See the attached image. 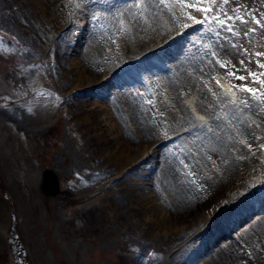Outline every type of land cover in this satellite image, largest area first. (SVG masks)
Returning a JSON list of instances; mask_svg holds the SVG:
<instances>
[{
	"label": "rangeland",
	"instance_id": "rangeland-1",
	"mask_svg": "<svg viewBox=\"0 0 264 264\" xmlns=\"http://www.w3.org/2000/svg\"><path fill=\"white\" fill-rule=\"evenodd\" d=\"M76 3L81 6L80 0H67L66 4L63 0H0V264H18L10 233L14 223L27 256L22 260L23 253L18 254L21 264H202L205 256L195 250L200 245L202 251L212 250L224 240L222 230L233 221L244 223V214L253 205L245 199L244 210L231 212L227 217L220 215L224 198L220 190L224 185L219 186L213 169L204 166L208 160H215L209 150L195 144V148L190 147L182 140L167 143L179 133L173 130L165 133L178 114L160 106L162 100L153 94V91L166 93L163 80L154 82L156 88L151 86L153 77L146 79L148 85L139 86L142 99L154 108L150 107L149 120L153 122L150 130H141L142 120H127L131 104H127L124 93L117 95L120 110L106 101L107 94L117 84L125 86L130 77L129 70L121 81L116 78L120 70L132 63L128 53V58L125 57L126 47L121 39L126 29L116 19L109 24L99 17L88 18V11L80 12L75 17L79 23L70 27L71 20L61 21L55 8L66 5L69 15L74 16ZM250 5L255 8L254 17L264 22V2L260 5L255 0ZM221 6L222 11H210L209 16L218 18L221 13L229 16L232 4ZM117 10L120 15V8ZM181 11L192 13L183 8ZM235 13L234 9L230 12ZM201 16L196 15L198 21ZM87 20H94V25L95 20L101 22L111 36L104 41L97 38L90 46L91 50L97 48L95 54L89 50L87 58H81L76 49L86 46L81 32L91 28L87 27ZM222 28L219 33L226 37ZM227 41L231 45L233 38ZM63 43L66 45L61 56L57 49ZM199 43L204 49L207 38L199 36ZM157 56L155 61L160 60L166 67L172 65L168 57ZM109 71L113 72L106 75ZM112 79L116 83H110ZM210 83L214 84L212 78ZM215 93L219 90L210 92L213 96ZM181 95L193 122L199 115L206 116L207 121L214 118L210 110L194 112L193 107L197 108L202 97ZM236 101L242 102L238 97ZM51 102H55L56 111L41 118L42 103ZM142 131L150 141L140 140ZM263 135L264 130L251 141L253 149L247 152L253 160L250 165L243 164L247 170L255 163L264 169V156L252 153L259 150ZM143 142L150 144L149 151L157 146L156 155L165 147L164 152L168 149L182 160V173L202 202L195 213L185 214V222L179 221L173 227L167 222L162 226L160 212L164 210L149 208L148 199L160 203L165 197L164 183L170 186L172 179L178 180L180 175L171 169L169 159L143 161L151 154L141 156ZM246 149L250 150L248 145ZM160 166L167 174L152 181L153 171ZM46 168H52L60 179L61 191L55 197L46 196L41 189ZM157 187L160 198L155 195ZM235 200L244 199L232 202ZM208 212L214 213V217L223 216V223L215 218L205 223L203 217ZM258 214L252 213L249 218ZM200 221L205 224L198 225ZM210 223L208 246L207 240H201L200 236ZM177 230H181L178 235L168 238ZM236 231V228L231 231L229 240L236 244L239 256H245L250 264H264L258 250L249 243L248 233L241 229L236 236Z\"/></svg>",
	"mask_w": 264,
	"mask_h": 264
},
{
	"label": "bare ground",
	"instance_id": "bare-ground-1",
	"mask_svg": "<svg viewBox=\"0 0 264 264\" xmlns=\"http://www.w3.org/2000/svg\"><path fill=\"white\" fill-rule=\"evenodd\" d=\"M66 1L63 0V3L66 4ZM80 2L81 6L79 8L75 6L76 10H72L74 16L69 15L66 5L60 4V6H57L55 10L60 14L61 21L71 20L69 26L72 27L74 23H79L75 20V17L84 11L90 13L88 18L99 13V18L106 20L109 24L115 19L119 22L123 21L121 26L126 29V32L122 34L121 39L124 41L126 47V50L124 49L125 57L128 58L126 56V53H128L130 56L128 59L135 62L134 66L116 76L121 81L130 70V77L126 81L127 84L125 86L117 84L116 86L118 87L105 97L106 101L120 110L121 105L118 103L117 95L124 93L128 98L129 103L127 104H131L130 108L127 109V120H142L141 130L145 128L149 129L153 126V122L149 120L151 108L153 107L146 100L142 99L141 96L143 95L139 86L148 85L146 79L150 77H153L150 80L151 86L155 88L156 83L154 82H161L163 80L164 85L167 87V90L164 89L167 92L165 93L167 99L164 98L165 102L163 101L161 92H158L155 97L162 99L160 106L164 107V109L178 114L177 120L171 123V128L165 133L168 134L171 130L181 131L178 135L169 139L167 143L182 140L190 147L195 148V145L196 147L200 145L202 148L206 147L209 150L208 154L211 155L212 160H215L214 162L208 160L207 164L204 163V166L208 169H213L211 172L218 179L219 186L224 185L223 187L221 186L220 190L224 194L221 202L223 212L220 215L227 217L231 212L242 211L246 208V201L253 203L254 199L260 196L259 205L253 207V210L250 212L258 210L256 211L259 213L258 216L256 215L249 219L248 216H251V214H247L248 216L243 217L244 223H237L235 226L238 227L236 236L239 235L241 229L248 233L249 243L252 242L251 245L258 250L260 258L264 259V169H260L259 163L252 165V168L249 170L244 168L243 165H250L251 160H253L247 152L249 150L246 149V146L252 145V142L256 139V133L264 130V100L260 98V93L264 92V84H261L260 81L264 80V76L259 75L260 73H264V68L260 66L264 64V56L256 55L259 52H264V28L255 23L256 20L253 15L255 8L250 5L255 4V0H228L232 4L229 16L221 13L218 18L209 20L206 17L201 26L198 25L197 27L195 25L192 29L188 26L194 22L182 13V7L178 0H80ZM257 2L261 5L264 0H257ZM222 4H224L223 0H216L211 12L222 11ZM137 5H140V7L138 8ZM87 6L89 10H86ZM40 7L45 9L41 4ZM118 8L121 10L120 15H118ZM233 9L237 13L230 14ZM188 10H191L192 15L195 16L198 13L205 15L196 9ZM208 15H210V12ZM239 15H244L248 23H243L238 19H228L229 17ZM219 20H225V24H219ZM93 21L87 20V27L89 25L91 28L87 32L84 29L81 32L82 36L86 38V46L80 45L79 47H82V50L76 49V51L78 50L77 56L81 58H87L89 50L91 54L92 52L95 54L97 48H92L91 50L90 46H92L93 42H96L97 38V41H104L111 36V32L101 22L95 20L98 24L96 26L97 24L94 25ZM226 22L230 23L232 31L228 30L229 25H226ZM185 24L188 26L183 27ZM185 28L186 31L181 32ZM221 28L226 31V37H223L219 33ZM253 28L256 31H251ZM189 30L190 33H188ZM178 31L180 33L179 37L171 40L170 37ZM188 34L190 35L188 36ZM199 36L207 38L208 43L204 49L200 47ZM232 38L233 41L230 45L227 40H231ZM68 44L70 45L72 42ZM65 45V43L60 44V47L57 49L61 56H63ZM153 54L168 57L172 61V65L170 67H166L163 63L161 65L160 60L155 61L151 58ZM240 61H243V64ZM257 61H260V63H257ZM223 64L227 66H222ZM134 68L138 72L136 70L131 71ZM112 72L109 71L106 75ZM230 72H235V76H230ZM252 72L257 73L258 77L253 78L249 75ZM212 76L214 81L220 79L223 87L211 84L210 80ZM239 76L246 78L240 80ZM238 82H242L239 85H247L249 88L256 89L257 94L254 96L252 93L235 87ZM110 83L116 82L113 80ZM102 85H105V83ZM217 90H220L218 94L216 93L214 96L210 94V92H216ZM181 93H186L187 95L194 94L195 98L196 96L198 98L202 97L200 101H197V108L191 105L194 112L203 111L208 113V110H210L214 118L206 122L207 118L202 117L201 119V117L197 116L196 121L198 122L195 124L188 117L189 113L186 105L181 102ZM237 96L239 97L238 100L242 102L236 101ZM188 102H191L190 99ZM54 111H56L55 102L42 103L39 114L41 118L50 117ZM154 113L155 110L153 111ZM193 134L196 136L192 138ZM144 135L143 131L139 134L140 140L150 141ZM142 144L145 148L141 156L151 153L143 161L148 158L156 159L157 157L160 161L161 159H169L171 169L177 175H180V179H172L173 183L170 186L164 183V190H166L162 194L165 197L161 199L160 203L147 198L149 202L151 201L149 208L151 210H164V212H160L161 220L164 221L161 222L162 226L167 224V222H170L172 227L179 221L185 222L183 220L185 214L188 212L195 213L197 211L196 206H201L202 202L199 201L197 192H194L192 189L193 187L189 183L188 178L182 173V160L170 150L167 151L168 149L164 152L165 147H161L160 153L156 155L157 151H159L157 146L152 151H149L148 147L150 144L148 145L145 142ZM128 156L129 154L124 155V159ZM219 163L220 166L218 165ZM216 169L218 170L216 171ZM152 174L153 176L150 179L154 181L155 179L164 177L167 172L160 166ZM137 180L141 181L144 179L139 178ZM140 181H137L136 184L141 185ZM229 182H231L232 186ZM253 189L257 190V192L253 193ZM248 192H250V196L246 201L244 199L240 200V202L239 200L232 202L233 199L244 197L243 193ZM155 195L160 198L159 188ZM237 202L239 203L235 205ZM207 214L203 217L205 223L212 222L215 219L222 221L223 216L219 217V214L216 217H214V213L208 212ZM245 217L248 219H245ZM218 221L215 223L219 226ZM205 223L201 224L200 221L198 225H204ZM198 225H193V228L196 229ZM233 226L234 224L232 223ZM209 228H211V223L207 225L205 232L200 236L201 240H207L208 246L211 245ZM189 230L191 231V227ZM180 231H173L167 236L169 238V236L178 235ZM235 245L234 242L227 238L221 240V243H217L212 250L208 248L210 250L208 252L201 250L202 245L195 251L205 256L202 264H250L245 256H239ZM15 249L16 252H19L20 246L15 244ZM249 260L252 261L250 257Z\"/></svg>",
	"mask_w": 264,
	"mask_h": 264
},
{
	"label": "snow or ice",
	"instance_id": "snow-or-ice-1",
	"mask_svg": "<svg viewBox=\"0 0 264 264\" xmlns=\"http://www.w3.org/2000/svg\"><path fill=\"white\" fill-rule=\"evenodd\" d=\"M178 2H179L180 6L183 9H196L197 11L204 13L207 18L211 19L212 17L209 16L208 14H209V12L211 10H213V5L216 3V0H178ZM223 3L224 4H227L228 3V0H223ZM75 6L77 8H79L80 7V4L79 3H76ZM137 7L139 8L140 5H137ZM184 14L191 21H193V22H199L197 20V17L195 15H192V13L190 11H185ZM118 15H119V13H118ZM98 17H99V13L93 15L92 18L93 19H97ZM228 19H238V20H240L243 23H248V21L245 19V16L244 15H239V16H235V17H229ZM121 23H123V21H121ZM218 23L221 24V25H224L225 24V20H219ZM255 23L258 24V25H260L261 28H264V23H262L261 20L256 19ZM187 26H188L187 24L183 25V27H187ZM228 30L229 31H232V26L231 25L228 26ZM251 31L254 32V31H256V29L253 28V29H251ZM245 35H247V33H245ZM245 51H247V50L245 49ZM213 55H215V53H213ZM256 55H258V56H264V52H259ZM240 63L243 64V61H240ZM257 63H260V61H257ZM222 66H225L226 67L227 65L226 64H223ZM260 66L262 68H264V64H261ZM229 75L230 76H235V72H230ZM249 75H251L253 78H257L258 77V74L257 73H249ZM259 75L260 76H264V73H260ZM238 78L240 80H244L246 77L239 76ZM260 82H261V84H264V80H261ZM217 83H219V81H217ZM221 87H223V85H221ZM235 87L240 88L242 91L250 92L254 96L257 94V90L256 89L249 88L247 85H236ZM260 98L262 100H264V92H261L260 93ZM28 110L31 111V109H28ZM248 146H249V148L252 147L251 145H248ZM260 147L264 148V144L260 145Z\"/></svg>",
	"mask_w": 264,
	"mask_h": 264
},
{
	"label": "water",
	"instance_id": "water-1",
	"mask_svg": "<svg viewBox=\"0 0 264 264\" xmlns=\"http://www.w3.org/2000/svg\"><path fill=\"white\" fill-rule=\"evenodd\" d=\"M42 189L46 195L56 196L60 192L59 177L52 169H46L43 173ZM12 235L15 236L14 230Z\"/></svg>",
	"mask_w": 264,
	"mask_h": 264
}]
</instances>
